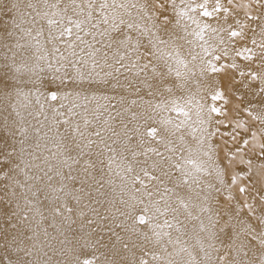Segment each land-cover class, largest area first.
Returning <instances> with one entry per match:
<instances>
[{"label": "snow or ice", "instance_id": "6c2138e0", "mask_svg": "<svg viewBox=\"0 0 264 264\" xmlns=\"http://www.w3.org/2000/svg\"><path fill=\"white\" fill-rule=\"evenodd\" d=\"M0 264H264V0H0Z\"/></svg>", "mask_w": 264, "mask_h": 264}, {"label": "bare ground", "instance_id": "6f19581e", "mask_svg": "<svg viewBox=\"0 0 264 264\" xmlns=\"http://www.w3.org/2000/svg\"><path fill=\"white\" fill-rule=\"evenodd\" d=\"M33 99H34V98H33ZM100 102H101V103H104V101H100ZM207 102H208L209 104L212 103V101L210 100V98L208 99ZM49 103H57V102H51V101H49ZM64 103L67 104L68 102H67V101H64ZM57 106H58V104H57ZM217 106H220V102H217ZM37 110H38V109H37ZM45 114L49 115V122H50V120H51V113L48 112V110H47V105H46V107H45ZM173 115H174V114H173ZM229 118H231V114H230V117H229ZM38 119H39L40 121L44 122V121H43V116H39ZM29 120H30V122H31L33 125H36L37 127H39V125L36 124V120H34V119H32V118H29ZM49 122H44L46 126H45V128L43 129V131H47V125H48ZM221 131H222V132H223V131H228V129L221 128ZM50 135H51V134H50ZM41 143H42V145H43L44 143H46V141H43V140H42ZM193 144H194V142H193ZM45 154H46V153H45ZM45 227H47V224H45ZM49 232H51L53 236H56V235H57L55 232L52 231L51 228H49ZM190 243H194V241H192V242H190Z\"/></svg>", "mask_w": 264, "mask_h": 264}]
</instances>
